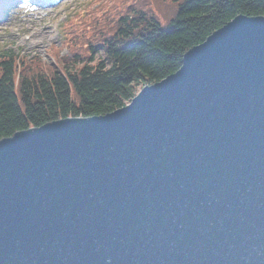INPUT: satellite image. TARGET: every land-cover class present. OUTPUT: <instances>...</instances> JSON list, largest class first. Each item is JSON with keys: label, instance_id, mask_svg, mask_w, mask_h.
I'll return each instance as SVG.
<instances>
[{"label": "water", "instance_id": "1", "mask_svg": "<svg viewBox=\"0 0 264 264\" xmlns=\"http://www.w3.org/2000/svg\"><path fill=\"white\" fill-rule=\"evenodd\" d=\"M0 264H264V16L112 113L0 140Z\"/></svg>", "mask_w": 264, "mask_h": 264}, {"label": "trees", "instance_id": "2", "mask_svg": "<svg viewBox=\"0 0 264 264\" xmlns=\"http://www.w3.org/2000/svg\"><path fill=\"white\" fill-rule=\"evenodd\" d=\"M90 1L64 24L63 43L48 61L0 43V140L112 113L178 71L188 50L237 16H264V0ZM167 1L177 2L169 17L161 8Z\"/></svg>", "mask_w": 264, "mask_h": 264}, {"label": "rangeland", "instance_id": "3", "mask_svg": "<svg viewBox=\"0 0 264 264\" xmlns=\"http://www.w3.org/2000/svg\"><path fill=\"white\" fill-rule=\"evenodd\" d=\"M40 1L0 0V43L2 47L12 49L17 54L31 58L41 56L48 61L49 50L53 46L58 49L63 43L64 24L75 13L84 11L91 1ZM176 4L167 1L161 5L167 17L173 15ZM90 6L95 7L96 4ZM166 22L163 21L164 24Z\"/></svg>", "mask_w": 264, "mask_h": 264}, {"label": "snow or ice", "instance_id": "4", "mask_svg": "<svg viewBox=\"0 0 264 264\" xmlns=\"http://www.w3.org/2000/svg\"><path fill=\"white\" fill-rule=\"evenodd\" d=\"M262 14H264V13H262Z\"/></svg>", "mask_w": 264, "mask_h": 264}]
</instances>
